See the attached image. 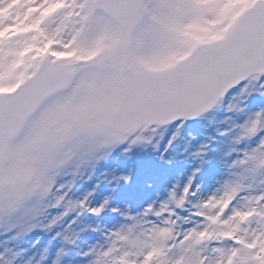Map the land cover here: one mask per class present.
<instances>
[{
  "label": "snow or ice",
  "instance_id": "obj_1",
  "mask_svg": "<svg viewBox=\"0 0 264 264\" xmlns=\"http://www.w3.org/2000/svg\"><path fill=\"white\" fill-rule=\"evenodd\" d=\"M50 209L86 264H264V0H0V216Z\"/></svg>",
  "mask_w": 264,
  "mask_h": 264
},
{
  "label": "rangeland",
  "instance_id": "obj_2",
  "mask_svg": "<svg viewBox=\"0 0 264 264\" xmlns=\"http://www.w3.org/2000/svg\"><path fill=\"white\" fill-rule=\"evenodd\" d=\"M123 160L121 157V162ZM114 163L101 161L96 168L83 172L72 187L83 185V191L90 187L89 175L94 177L98 171L113 167ZM49 211L51 215L45 212L37 217L0 216V264H86L82 253L89 246L100 243V225L85 218L74 227L66 226L62 221L53 225L50 221L58 210Z\"/></svg>",
  "mask_w": 264,
  "mask_h": 264
}]
</instances>
